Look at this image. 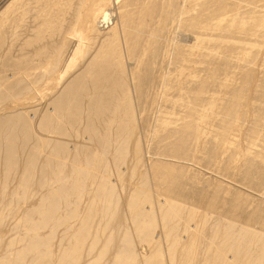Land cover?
Instances as JSON below:
<instances>
[{
	"label": "bare ground",
	"instance_id": "bare-ground-1",
	"mask_svg": "<svg viewBox=\"0 0 264 264\" xmlns=\"http://www.w3.org/2000/svg\"><path fill=\"white\" fill-rule=\"evenodd\" d=\"M77 1L0 5V264H264V0Z\"/></svg>",
	"mask_w": 264,
	"mask_h": 264
},
{
	"label": "rangeland",
	"instance_id": "rangeland-1",
	"mask_svg": "<svg viewBox=\"0 0 264 264\" xmlns=\"http://www.w3.org/2000/svg\"><path fill=\"white\" fill-rule=\"evenodd\" d=\"M4 1H6V0H0V5L4 2ZM75 2L77 1V0H74ZM96 0H78L77 1V4L79 5V6H81L82 4H83V2H85L83 5H86V3L88 2V5L89 4H92V3H94ZM81 3L82 2V4H79V3ZM75 8V7H74ZM73 8V9H74ZM73 9H70V7L69 6H67V7H64V8H62V9H58V11H60V12H58L59 14H57L58 16H57V21H60V22H63L64 24L66 23L65 21V19H68V17L70 16V18L68 19L69 21H68V23L69 22H71V20H72V18H73V13H74V10ZM62 11V12H61ZM72 14H70V13ZM60 13H62V15H60ZM66 14V15H65ZM64 15H65V17H64ZM60 17V18H59ZM62 17V18H61ZM65 18V19H64ZM63 19V20H62ZM68 26V25H67ZM4 29H6V27L4 26ZM21 31V30H20ZM187 38V37H186ZM191 40V38H189L188 37V39H186L187 41H190ZM8 40H9V38H8ZM5 41V40H4ZM8 47H9V45L6 43V44H4V48H1L0 49V55L2 56V58H0V79H3V80H1L0 82H5V83H3V84H7L8 85V83H9V78H7L8 77V74H10V71L8 70L9 68H7L8 67V65H7V62H8V56H9V54H8V51H9V49H8ZM8 54V55H7ZM0 56V57H1ZM4 57L6 58V61H5V59H4ZM7 65V66H6ZM9 72V73H8ZM47 93V91L45 90V91H42L41 93H39L38 94V98L40 97V95L41 96H44L45 95V93ZM23 101L21 100V99H19V98H16V99H13V100H10V99H8L7 101L5 100L3 103H0V114L1 113H4V112H10V111H12L14 108H19L20 107V104L22 103ZM19 105V106H18ZM18 106V107H17ZM5 114V113H4ZM116 126V125H115ZM81 131H79L78 132V134L75 136V138L73 137L72 138V142L74 143V144H80V145H84L85 147H91L90 149H91V151L93 150V151H97V152H101L102 153V150L104 149L103 147V149L102 150H100L101 149V147H99L101 144L99 143V145L97 144V141L95 142V141H91V140H89V139H86V138H84V134H85V131L81 128L80 129ZM83 130V131H82ZM84 133V134H83ZM79 139V140H78ZM84 139H86V140H84ZM88 140V141H87ZM88 143H87V142ZM95 142V143H94ZM98 145V146H97ZM132 146V145H131ZM96 147V148H95ZM101 157H105V156H101ZM100 157V158H101ZM129 158H130V155H129ZM131 161V160H130ZM129 161V162H130ZM128 170H130V168L128 169ZM130 173H126L125 175H127V176H125L123 179H124V182H126L127 184H128V182H129V180H127V179H129V178H126V177H128V176H130L129 175ZM116 176H117V182H118V184L120 185V183L122 184V179H121V182L120 181H118L119 180V178H118V175L116 174ZM208 177H209V175H208ZM125 184V183H124ZM126 185V184H125ZM129 185V184H128ZM127 186V185H126ZM119 187H121V185L119 186ZM118 189H120V188H118ZM120 191V190H119ZM124 192H123V197H124ZM32 201V200H31ZM32 203V202H31ZM31 203H29V202H27L26 204H25V202H24V205L22 204L21 205V208L23 207V206H25V207H27V206H29V204H31ZM24 209V207L22 208V210ZM20 212V211H19ZM21 213V212H20ZM129 224H131V222H129ZM127 225H128V222H127ZM9 227V226H8ZM9 238V236H7L5 239L7 240ZM135 239H134V242H135V244H136V248L137 249H141V245H143V244H141V243H139L140 241H137L138 239L136 238V237H134ZM103 241V240H102ZM101 243V242H100ZM102 244V243H101ZM137 244H138V246H137ZM140 247V248H139Z\"/></svg>",
	"mask_w": 264,
	"mask_h": 264
}]
</instances>
